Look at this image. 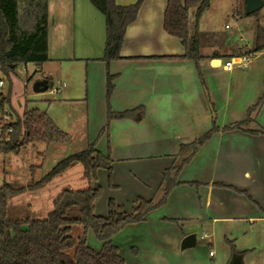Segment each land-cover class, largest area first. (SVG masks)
<instances>
[{"label":"crops","instance_id":"0c3cea01","mask_svg":"<svg viewBox=\"0 0 264 264\" xmlns=\"http://www.w3.org/2000/svg\"><path fill=\"white\" fill-rule=\"evenodd\" d=\"M135 1L115 0L119 5ZM68 2L59 0L58 10L65 21L72 20V44L66 47L68 32L61 24L60 45L50 49L47 23V57L68 62L73 70L83 71L84 66L90 91L97 77L98 97L91 93L87 98L88 113H92V98H97L101 106L88 143L95 142L104 153L109 151L111 183L115 187H109L106 172L101 170L104 176H97L95 185L102 188V193L94 203V212L104 214L109 198L131 212L136 198L158 196L162 172L172 163L180 144L205 133L213 117L219 127L245 118L247 108L264 91V49L237 55L249 50V44L201 54L209 57L199 63L203 87L192 60L154 57L180 55L184 47L179 38L163 30L167 0H143L135 20L125 29L122 58L106 66L98 60L105 38L103 15L89 0ZM238 16L232 13V17ZM18 18L22 29L33 28V22L22 17L20 11ZM240 25L236 27L239 42L243 40ZM68 51L71 53L66 55ZM242 56L247 58L243 67H224L225 61H237ZM214 58L220 63L212 64ZM106 71L114 75L111 110L141 106L143 113L136 115V120L111 119L100 133L106 124ZM57 85L61 90L62 85ZM73 100L64 96L56 99L59 103ZM255 121L264 129V99ZM176 180L179 184L171 189L163 205L111 237L126 264H229L234 254L225 240H230L236 250L245 251L240 256L241 264H264V134L237 129L215 132L182 167ZM189 233L195 235L194 246L180 249L181 239Z\"/></svg>","mask_w":264,"mask_h":264},{"label":"trees","instance_id":"16d2710c","mask_svg":"<svg viewBox=\"0 0 264 264\" xmlns=\"http://www.w3.org/2000/svg\"><path fill=\"white\" fill-rule=\"evenodd\" d=\"M210 0H167L163 12V30L180 39L184 52L180 55H162L155 58L192 60L195 64L201 85L204 78L200 61L204 58L198 50V32L195 21L209 6ZM19 2L23 15L33 22L31 30L19 25ZM103 15L105 38L103 53L98 60L107 66L110 61L121 59L120 48L127 25L132 23L143 0L119 5L115 0H89ZM194 21H193V20ZM194 22V23H193ZM264 49V28L254 33L253 44L248 54ZM233 56V55H232ZM236 56V55H234ZM47 57V16L46 0H0V70L5 74L18 63L33 62L40 64ZM30 79V78H28ZM114 75L106 71L105 101L106 124L100 133L108 128L111 119H133L143 113L141 106L112 111L109 98L113 90ZM8 93L0 98V108L7 101ZM264 99V91L256 103L247 108L243 120L219 127L212 118L211 127L189 143L179 145L169 167L161 175L159 194L156 198H136L131 212L122 210L113 198L107 200L106 212L98 215L94 212V203L100 197L102 188L92 186L97 181V173L106 172L109 187L111 183L112 160L109 151L105 153L95 147V142L88 143L81 151L70 154L54 164L40 179L33 178L37 166H30L31 179L25 185L13 186L4 182L0 186V264H126L118 247L111 242V237L129 223L143 221L147 214L158 209L166 201L168 193L179 182L177 174L187 164L198 148L215 132L240 130L250 134H264V129L255 121L258 107ZM11 132L0 135V153L17 154L26 144L63 143L68 135L60 130L44 111L32 108L23 111L20 118L9 124ZM74 164L81 165L82 177L88 186L80 190H62L52 201V208L44 219H26L10 221L6 218L7 201L12 194L25 190H37L60 175ZM193 183V182H190ZM195 183V182H194ZM80 225L82 231L76 238L72 235L74 226ZM92 231L101 241L99 248L87 244L86 234ZM232 254L242 256L245 251H238L230 240H225Z\"/></svg>","mask_w":264,"mask_h":264},{"label":"rangeland","instance_id":"374dc122","mask_svg":"<svg viewBox=\"0 0 264 264\" xmlns=\"http://www.w3.org/2000/svg\"><path fill=\"white\" fill-rule=\"evenodd\" d=\"M69 2L71 3V0ZM58 5L59 0H49V11L46 12L50 30V49H56L60 45L58 37L61 24L68 32L66 47L68 43L72 44L69 40V35L73 33L72 20L69 18V21L67 19L65 21L59 15ZM19 11L23 17L20 2ZM233 12L238 13L239 16L232 17ZM195 24L200 54H207L213 49L222 52L241 45L250 44L252 46V35L258 32V28H264V3L253 13L246 14L243 0H210L209 6L195 21ZM238 24H241L240 31L243 34L241 42L238 41L236 34ZM22 25H26L23 19ZM69 53L71 51H68L66 55ZM79 71V69H71V64L68 62L49 59L40 64L18 63L6 74L0 70V81L3 83L0 86V98L4 94V84H8L7 101H4L1 107L9 113L12 122L20 118L23 111L37 108L54 119L56 125L58 124V127L68 135L67 141L63 143L26 144L17 154L0 153V186L4 182L13 186L25 185L31 179L29 169L33 165L37 166L33 178L38 180L60 159L87 147L88 141L91 140V137L88 138L89 134L91 135L96 129L101 103L97 98H92V113H88L87 98H90L91 93L93 97H98V80L94 76L90 91L86 82V68L83 66V71ZM77 74L78 77L75 76ZM44 76L49 77L52 82L51 86L42 92H34V81ZM58 83L62 85V88L55 92L54 89ZM60 96L71 97L74 100L59 103L56 99ZM97 176L103 177L104 172L99 171ZM87 186L88 183L81 174V166L74 164L40 189L12 194L7 201L6 218L10 221L44 219L52 208L53 199L62 190H80ZM81 231L80 225L74 226L73 237L79 236ZM86 240L92 248L97 249L101 245V241L90 230L86 234Z\"/></svg>","mask_w":264,"mask_h":264},{"label":"water","instance_id":"95a60500","mask_svg":"<svg viewBox=\"0 0 264 264\" xmlns=\"http://www.w3.org/2000/svg\"><path fill=\"white\" fill-rule=\"evenodd\" d=\"M244 2V11L246 14L253 13L257 9H259L263 5L262 0H243ZM212 64H219L220 59L214 58L211 60ZM11 67H14L13 65ZM51 81L49 77L45 76L41 79H37L33 83V91L34 92H42L51 86ZM8 93V84H4V94ZM195 244V235L194 233H189L185 235L180 241V249H185L194 246ZM229 264H241L240 255L234 254L231 258Z\"/></svg>","mask_w":264,"mask_h":264},{"label":"built area","instance_id":"2783aa9c","mask_svg":"<svg viewBox=\"0 0 264 264\" xmlns=\"http://www.w3.org/2000/svg\"><path fill=\"white\" fill-rule=\"evenodd\" d=\"M247 60V58L245 56L240 57L239 60H235L232 61L227 60L224 63V67L226 69H230L232 68L235 64H238L239 67H243L245 65V61ZM3 83L2 81H0V86H2ZM60 89V86H56L55 87V92H58V90ZM11 118L9 116V113H7L5 110H3V108H0V135L4 132V134L11 132L12 127L9 125L11 123ZM211 254V253H210Z\"/></svg>","mask_w":264,"mask_h":264}]
</instances>
